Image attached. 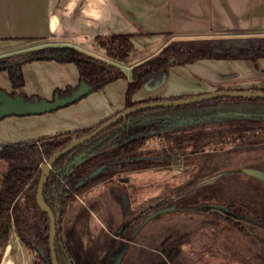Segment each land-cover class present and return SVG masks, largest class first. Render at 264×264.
<instances>
[{"label":"trees","instance_id":"obj_1","mask_svg":"<svg viewBox=\"0 0 264 264\" xmlns=\"http://www.w3.org/2000/svg\"><path fill=\"white\" fill-rule=\"evenodd\" d=\"M131 36V33H114L97 37L98 42L106 49L109 59L89 54L75 46L42 44L0 55V71H6L10 79L13 90L9 94L20 95L24 100H33L35 97L42 99L36 95L15 91L24 85L22 66L26 62L41 59L72 62L76 64L78 70L79 82L75 86L54 90L53 97L72 94L82 81L87 83L91 91L99 90L107 82L126 77L117 62H122L132 49ZM205 58L250 59L255 62L257 58H264V35L173 39L155 55L131 68L123 110L142 102L187 98L195 95V93L160 95L141 100L133 98L144 82L154 77L156 73L166 72L172 64L184 65ZM247 88L252 91L264 90V87L257 85ZM108 119L87 128H77L26 142L0 144V158L7 162V168L0 182L1 247L15 233L23 247L32 253L31 264H52L49 258L48 242L49 216L37 203V187L42 177L41 166L70 141L91 133ZM196 124H200L201 127L194 128L193 125ZM257 129H264V97L218 96L172 107L143 108L126 114L109 128L61 154L52 164L42 189V198L44 204L53 211L55 216L57 247L59 248V245L63 243L64 227L66 228L72 220V201L78 193L94 187L99 182L111 183L116 172L141 170L171 163L169 150L156 153L142 148L148 137L161 135L178 138L181 141L192 140L191 144L194 148L192 151H199L207 143L208 136H215L219 142L232 144L225 149L230 153V151L233 152L234 147L264 141L258 136L247 139V134ZM192 151L186 155V160L197 163L195 170L197 172L195 177L193 176L195 179L192 178L196 180V183L218 171H222L224 175L228 172L241 171L244 164L242 163L236 169L227 167L229 162L217 164L219 158L225 157L221 154L223 150L208 153L204 157L191 155ZM175 153L179 155L182 152L177 149ZM244 161L242 159L241 162ZM181 188L183 189V186ZM209 201L207 200L204 204L177 203L176 212L171 219L162 218L161 212L146 220L142 226L144 230L142 239L145 240L149 231L155 232L162 225L165 228L164 226L168 224H178L182 230L190 229V222L192 226L198 225V228L210 229L223 225L222 228L225 230L229 231L233 228L242 235H248L247 228H250L257 237L264 238L263 218L252 216L247 208L234 203L233 200L226 202V210H223V213L210 210ZM161 203L162 201L158 202L156 205L159 206L144 212V217L162 207ZM193 209L200 210V213H204L205 216H194L187 222L188 215L193 213ZM182 213L187 214L182 216ZM150 222L156 223L152 230L146 228ZM135 227L136 224L132 228ZM163 233L162 229L161 235Z\"/></svg>","mask_w":264,"mask_h":264},{"label":"crops","instance_id":"obj_2","mask_svg":"<svg viewBox=\"0 0 264 264\" xmlns=\"http://www.w3.org/2000/svg\"><path fill=\"white\" fill-rule=\"evenodd\" d=\"M114 33L132 34V49L117 62L126 77L55 111L1 117L0 144L91 127L122 111L131 68L173 39L264 35V0H0V55L51 44L75 46L109 59L97 37ZM165 74L157 83L141 87L134 100L264 85V58L255 67L246 59L205 58L172 64ZM22 77L24 85L16 92L46 99L53 98L54 90L79 82L75 63L52 59L26 62ZM0 88L7 93L13 90L4 70ZM31 261V252L15 233L0 246V264Z\"/></svg>","mask_w":264,"mask_h":264},{"label":"rangeland","instance_id":"obj_3","mask_svg":"<svg viewBox=\"0 0 264 264\" xmlns=\"http://www.w3.org/2000/svg\"><path fill=\"white\" fill-rule=\"evenodd\" d=\"M254 136H259L264 139V130H258L255 135L253 134L250 137L247 134L246 137L251 139ZM207 138L208 141L202 149L193 151L191 155L204 157L208 153L223 150L224 152L221 154H224L225 157L219 158L216 162L217 164L229 162L227 167L236 169L244 163L242 164L243 167L260 171L262 175L256 176L242 170L228 172L222 175V171H219L210 175L204 182H197L189 189L182 190L183 183L192 180L193 175L197 172L195 171L197 169V163L186 160V155L194 149L193 144H191L192 140L187 139L181 141L174 137L162 136L157 138L151 136L143 144V149H149L156 153H159L161 150H169L171 154L178 149L182 152L180 154L181 157L176 155L172 156L171 163L167 165L119 173V175L113 178L114 186H111H113L114 190L112 187L111 190H113L114 195L117 197L121 195L125 196V194H122L124 191L129 192L128 195L131 205H135L146 199L156 202L168 196L171 197L172 202L170 201V204L166 206H175L174 204L177 202L193 204L204 200L209 201L210 199H217L224 204L227 200L231 199L234 203L247 208L253 216L264 219V143L253 148L245 147L234 149L233 152L230 151L229 153V151L224 149L232 144L219 142L215 136H208ZM242 159L245 161L241 162ZM6 168V161L0 160V180ZM98 188H102V184ZM118 189L122 190L120 191L122 192L121 194H117ZM169 214L165 215L167 216ZM85 215L90 219L88 213L85 212ZM94 222L96 224L98 223L97 220ZM108 228L110 230L113 229L112 227ZM218 228L220 226L211 227L210 230H206L207 228L200 230L197 234H193L192 232L193 236L192 234L189 236V240L192 236L191 242L182 244L180 254L182 256L185 254L182 262L178 260V263L174 260L172 263V259L168 258L167 254H165L168 263L186 264L185 257L190 255L197 260L195 264H264V239L262 237L255 238L249 235L251 236L250 239L247 236V239L254 244L252 246L249 244V241L245 240V237L238 234L235 230L233 232L234 239L229 235H225V230L223 232ZM84 238L89 243L88 233L84 235ZM69 240L73 241L71 234H69ZM255 243H257V246H255ZM99 263H101V260H99ZM190 263L189 261L188 264Z\"/></svg>","mask_w":264,"mask_h":264},{"label":"flooded vegetation","instance_id":"obj_4","mask_svg":"<svg viewBox=\"0 0 264 264\" xmlns=\"http://www.w3.org/2000/svg\"><path fill=\"white\" fill-rule=\"evenodd\" d=\"M217 89H219V87ZM257 132L258 129L257 131L249 133V137L253 134L255 135ZM154 137H157V135ZM158 137H162V136L159 135ZM0 160L3 159L0 158ZM126 171L116 172L113 178L116 175H119V173H126ZM129 171H138V170H129ZM193 176L195 177V175ZM113 178L111 183L109 181L99 182L94 187L87 188L83 190L81 193H78L73 199L72 201L73 216L71 218L72 220L67 224L68 226H66V228L64 227V232L62 237L63 243L61 244V246L59 245V248L56 245L55 235H54V241H53L54 252L58 264H169L167 256L168 258L172 259V263L174 260H176L178 263H179L178 260L182 262L183 257L185 256L184 254L185 250L183 253L184 256L180 254V251L182 250V244L191 242L194 233L197 234L200 230H204L207 227L198 228V225L192 226L191 222H190L191 228L183 229V230L178 224L177 225L168 224L164 226L165 228H163L162 225L161 228L159 230L156 229L155 232L150 233L149 231V233L146 235L147 236L146 239L143 240L142 238H144V233H143L144 230H142L141 223L144 218V212H148L152 210L154 207L159 206L156 204L160 201H162L161 203L162 206H166L167 204H170L171 197L168 196L164 199H160L159 201L157 200L156 202L153 200L146 199L140 203L131 205L128 195L129 192L124 191L122 193L120 192L122 190L118 189L117 191L118 193L116 192L117 194L122 193L125 194L126 196V203H123V201L125 200L124 195H121L120 197L114 195ZM194 179L192 180V182L187 181L183 183L182 190H187L190 187H192L193 184L196 183L195 182L196 180ZM101 184H102V188H98V186H100ZM111 187L113 190H111ZM82 196L84 197L81 198ZM206 201L207 200L201 201L198 204H204ZM177 203L184 204L185 202L182 203L177 202ZM177 203L174 204L175 207ZM209 204L211 205L210 210H216L220 213H223V210H226V206H227L226 203L223 204L217 199L216 200L210 199ZM215 204H217L218 207ZM219 206H223V208ZM169 207H167L169 210L166 209L161 213L162 218H164L165 220L171 219L175 214L174 212H176L175 208H169ZM85 212L90 215L89 216L90 219L87 217V215H85ZM193 212H196L193 213L194 216L197 217L205 216L204 213L202 214L200 213V210L193 209ZM99 214L101 215L98 216ZM165 214H169V215L166 216ZM193 214L190 213V215H188L189 219L186 220L187 222L194 217L192 216ZM183 215L186 216L185 214ZM178 219L180 218L178 217ZM88 220L90 221L86 222ZM95 220H97L98 225L96 224V222H94ZM135 224L136 227L132 228ZM155 225H156L155 222H150L146 228L152 230L155 227ZM108 227H112L113 229L110 230ZM222 227L224 226L222 225L218 229L224 232L225 229ZM162 229L164 233L161 235ZM206 230H210V229L207 228ZM234 230L238 232V234H240L241 236L245 237V240L250 242L249 244L254 246V244H252V242L249 239H247V236L250 239L251 236L257 238L253 229L247 228L248 235H244V234L242 235L238 230L231 228L229 231L228 229L225 230V235H229L231 236V238L235 239V236L233 234ZM87 233L89 234V240H90L89 243L85 241L84 238V235ZM69 234H71V239L73 241L69 240ZM191 234L192 236L191 239L189 240V236ZM49 238H50V234H49ZM255 246H257V243H255ZM49 248H50V242H49ZM49 251H50L49 258H51V250ZM165 254H167V256ZM32 257L33 255L31 253V259ZM99 260H101V263H99ZM189 261L191 262L190 264H192V262H194V264L195 262L197 263V260L192 258L190 255L188 257H185L186 264H188ZM51 262H52V258H51Z\"/></svg>","mask_w":264,"mask_h":264},{"label":"water","instance_id":"obj_5","mask_svg":"<svg viewBox=\"0 0 264 264\" xmlns=\"http://www.w3.org/2000/svg\"><path fill=\"white\" fill-rule=\"evenodd\" d=\"M258 59L259 58H257L255 62H253L250 59H246V60L251 61L253 63V66L255 67V65H257ZM172 61H173V59L170 62L172 63ZM168 69H167V71H168ZM165 73L166 72H164V71L156 73V75L154 77H152L151 79L144 82L141 87H144L145 85L151 84L154 81L157 83L159 81V78L161 80L166 78L167 74H165ZM255 85L264 87V85L261 83L260 84L257 83ZM90 91H91V88L87 85V83L82 81L79 83V85L75 89V91H73L72 94L67 95V96H63V97L59 96L58 97L57 95H55L52 99H46V98L42 97V99L39 100L37 97H35L33 100H24L20 95L12 96L0 88V118L3 116L10 115V114H19V115L26 114V113L41 114V113L47 112V111H55L60 106L74 102L75 100L81 98L85 94H88ZM218 96H221V97H223V96H231V97L243 96V97H255V98L256 97H264V90L252 91V90L243 88V86H239V87L234 86L231 89L227 88V87H223L222 90L217 89V90H213V91L202 93V94H196V95H193V96H190L187 98H174L171 100L163 99V100H157V101H151V102H142L141 104H138V105L133 106V107H128V108H125V110L117 112L114 116H112L107 121L102 123L99 127L92 130L91 133L76 137L75 139L70 141L69 144H67L65 147L60 149V151L51 155L47 159L46 162H44V164L41 166V171H42L41 176L42 177H41V179L38 183V187H37V203L41 209H43L45 212L48 213L49 218H50L51 227H50L49 242H50L51 258H52L53 264H58L57 259L55 258L54 242H53L54 241V235H55V229H56L55 217H54L53 211L43 202L42 188H43V186H44V184L48 178V173L51 169L52 164L56 160V158H58L61 154H64V153L68 152L69 150L73 149L74 147H76L77 144H80V143L92 138L93 135L100 133L101 131H103L106 128H109V126L111 124L117 122L119 119H121L122 117H124L128 113L135 112V111L141 110L143 108H154L157 106H170V107H172L174 105L190 104V102H198V101H202V100H206V99L218 97ZM149 98H152V97H149ZM193 127L197 128V127H201V126H200V124H196V125H193ZM263 143H264V141L258 142L257 144H245V145H241L238 147H234L233 149L245 148V147L253 148V147H257V145H262ZM175 155L180 156V154L178 155L176 153L175 154L173 153L170 156L172 157ZM241 170H243L244 172H248L250 174H254L256 176H258L260 174L262 175V173L260 171L245 168L243 166L241 167ZM206 179H208V178H206ZM206 179H204V180H206ZM204 180L203 181L201 180L198 182H204ZM124 199L125 200L123 201V203H126V196H124ZM215 205L218 207L217 204H215ZM167 207H169V206H166V207L162 206V207L154 210L152 213L148 214L147 216H145L144 219L142 220L141 226L144 225L146 220H148L154 216H157L158 214H160L164 210L168 209ZM219 207L223 208V206H219ZM169 208H175V206H171Z\"/></svg>","mask_w":264,"mask_h":264}]
</instances>
